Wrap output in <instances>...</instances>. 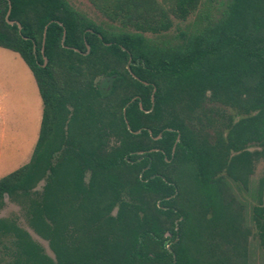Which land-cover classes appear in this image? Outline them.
I'll list each match as a JSON object with an SVG mask.
<instances>
[{
  "label": "trees",
  "instance_id": "trees-1",
  "mask_svg": "<svg viewBox=\"0 0 264 264\" xmlns=\"http://www.w3.org/2000/svg\"><path fill=\"white\" fill-rule=\"evenodd\" d=\"M87 1L107 27L68 0H0V48L42 102L30 160L0 178V205L16 203L53 254L4 218L0 264H248L230 191L264 156V0H228L215 21V0ZM191 17L179 44L145 37Z\"/></svg>",
  "mask_w": 264,
  "mask_h": 264
},
{
  "label": "rangeland",
  "instance_id": "rangeland-1",
  "mask_svg": "<svg viewBox=\"0 0 264 264\" xmlns=\"http://www.w3.org/2000/svg\"><path fill=\"white\" fill-rule=\"evenodd\" d=\"M72 7L84 13L103 27L108 26L104 19L87 0H68ZM228 0H215L211 7L210 18L217 20L225 9ZM116 27V26H114ZM195 31L193 17L186 22L175 21L173 28L160 37L145 34L146 38L153 39L156 45H176L181 42L180 32L192 33ZM104 82H109L104 80ZM229 111H226L228 114ZM42 102L33 76L15 53L0 48V178L25 165L32 155L40 127ZM259 152L260 148L250 147L249 152ZM40 183L37 190H41ZM264 197V156L250 159V173L246 187H236L231 183L230 195L243 209L245 226L250 229L248 238L247 263L264 264V248L260 245L253 226L252 209L262 204L258 201V191ZM14 218L19 228L26 231L52 257L47 242L38 237L28 226L20 207L5 199L0 205V219Z\"/></svg>",
  "mask_w": 264,
  "mask_h": 264
},
{
  "label": "water",
  "instance_id": "water-1",
  "mask_svg": "<svg viewBox=\"0 0 264 264\" xmlns=\"http://www.w3.org/2000/svg\"><path fill=\"white\" fill-rule=\"evenodd\" d=\"M9 24H12V22H9ZM18 28L20 30V26L18 25ZM44 63H46V59L44 58ZM173 151H174V148H173Z\"/></svg>",
  "mask_w": 264,
  "mask_h": 264
}]
</instances>
